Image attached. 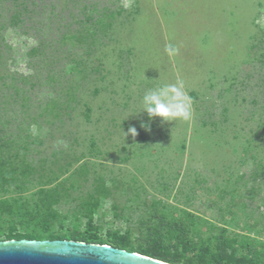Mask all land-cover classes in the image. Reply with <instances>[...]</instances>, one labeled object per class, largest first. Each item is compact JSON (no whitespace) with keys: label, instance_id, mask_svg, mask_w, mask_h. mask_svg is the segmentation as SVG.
<instances>
[{"label":"rangeland","instance_id":"rangeland-1","mask_svg":"<svg viewBox=\"0 0 264 264\" xmlns=\"http://www.w3.org/2000/svg\"><path fill=\"white\" fill-rule=\"evenodd\" d=\"M77 229L264 263V0H0V240Z\"/></svg>","mask_w":264,"mask_h":264},{"label":"water","instance_id":"water-1","mask_svg":"<svg viewBox=\"0 0 264 264\" xmlns=\"http://www.w3.org/2000/svg\"><path fill=\"white\" fill-rule=\"evenodd\" d=\"M0 264H172L111 244L69 238L0 240Z\"/></svg>","mask_w":264,"mask_h":264},{"label":"trees","instance_id":"trees-1","mask_svg":"<svg viewBox=\"0 0 264 264\" xmlns=\"http://www.w3.org/2000/svg\"><path fill=\"white\" fill-rule=\"evenodd\" d=\"M35 237L43 239L69 238L87 242L111 244L124 249L129 248L128 250L136 251L147 256L170 262L172 264H264L259 263L255 259L248 258L245 255H236L234 253V249L231 248L232 246L225 239L218 241L217 244L213 246L215 250L212 249V245L209 242L208 244H202L200 246L194 244V247L199 249V254L187 257L178 250L174 251L173 253H168L165 250V245L160 239H152V241H148L144 247L140 245L134 246L131 243L129 234L127 232L123 234H120L119 232L111 233L108 240H103L92 234H84L78 229L75 232L70 233L69 236L49 234L47 236L35 235ZM109 240H111V243L108 242ZM182 242L184 249L187 248L186 245L191 243L190 241L188 242L186 238H183Z\"/></svg>","mask_w":264,"mask_h":264},{"label":"clouds","instance_id":"clouds-1","mask_svg":"<svg viewBox=\"0 0 264 264\" xmlns=\"http://www.w3.org/2000/svg\"><path fill=\"white\" fill-rule=\"evenodd\" d=\"M139 105V111L132 113L144 111L149 120L160 117L163 123L174 120L190 121L192 119V98L179 75H177L175 83H164L145 91L139 99ZM141 126L150 130L148 124ZM123 133L125 137L130 134L135 138L138 135L134 126H130L127 132L123 131Z\"/></svg>","mask_w":264,"mask_h":264}]
</instances>
